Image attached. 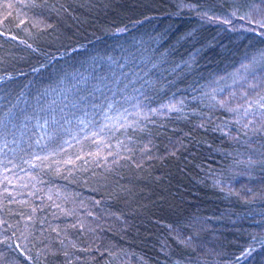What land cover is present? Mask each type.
Listing matches in <instances>:
<instances>
[{"label":"trees","instance_id":"trees-1","mask_svg":"<svg viewBox=\"0 0 264 264\" xmlns=\"http://www.w3.org/2000/svg\"><path fill=\"white\" fill-rule=\"evenodd\" d=\"M263 2L0 0V264H262L264 102L200 96Z\"/></svg>","mask_w":264,"mask_h":264},{"label":"rangeland","instance_id":"rangeland-1","mask_svg":"<svg viewBox=\"0 0 264 264\" xmlns=\"http://www.w3.org/2000/svg\"><path fill=\"white\" fill-rule=\"evenodd\" d=\"M261 5L251 7L247 16L250 24L263 27L261 33L264 37V4ZM250 28L240 23L236 27V32L249 31ZM235 45L236 47L227 53L224 64L212 74L210 83L200 96L206 108L224 110L231 115L235 109H241L242 113L252 110L249 108L250 103L257 110L258 105L264 102V44H259L254 35L247 34L238 37ZM252 50H256V54H252ZM260 108L262 115L255 121L264 126V105ZM189 262L194 264L191 260Z\"/></svg>","mask_w":264,"mask_h":264}]
</instances>
